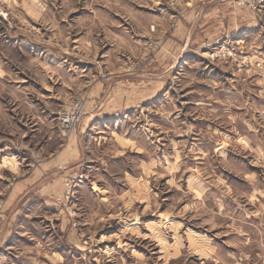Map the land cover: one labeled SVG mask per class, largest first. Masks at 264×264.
Returning <instances> with one entry per match:
<instances>
[{
	"label": "rangeland",
	"instance_id": "obj_1",
	"mask_svg": "<svg viewBox=\"0 0 264 264\" xmlns=\"http://www.w3.org/2000/svg\"><path fill=\"white\" fill-rule=\"evenodd\" d=\"M0 50L5 264H264V0H0Z\"/></svg>",
	"mask_w": 264,
	"mask_h": 264
},
{
	"label": "crops",
	"instance_id": "obj_2",
	"mask_svg": "<svg viewBox=\"0 0 264 264\" xmlns=\"http://www.w3.org/2000/svg\"><path fill=\"white\" fill-rule=\"evenodd\" d=\"M212 3L213 2L209 1L208 3H206V6L212 5ZM214 27L217 28V26H214ZM211 28L212 27H210L209 31H207V32H211V30H212ZM247 28L250 30L249 27H247ZM235 30H238V28H236L235 26H232V29H229L228 31L225 30L224 27H221L219 32L220 33H223V34H226V35H229V34H234L235 33L234 32ZM214 34H219V33H215L214 32ZM2 46L5 48V51L8 50V44L2 45ZM3 52L4 51L0 50V116H4L6 119H8V115H9V108H8L9 107V103H8V97H7V95L9 93V91H10V86H9V81H8V77H9V62H8V55H7V53H5V52L3 53ZM11 91H16L15 92L16 95H19L18 94L19 92L22 93L20 91V89H19V86L12 87ZM158 91H159V89L156 91V93ZM19 102H21L22 104H24L23 97L20 96ZM80 139H82V138H80ZM1 142H2V140H1ZM76 143H77V141H76ZM72 145H74V143H72ZM81 145L82 144H80V146ZM78 147H79V145H78ZM0 148H2V146H0ZM71 148H72V150L75 151L74 147L71 146ZM3 158H4V156H0V165L1 166H2V163L4 162V159ZM54 167L51 166L49 168H45V169L43 168L42 170H40L41 173L35 175V177H33V179L31 181H24L23 183H21L22 185H20L19 192L16 195L17 200L20 197H22V195L23 196H28V198L21 205L22 206V209H20V208L19 209H16V211H18L17 218H20V216H21L20 213H22L23 207H25V206H27L26 209H29V211H31V209L33 207L32 205L34 203L32 205L31 204L28 205V203L30 201H32V202H35L36 201L35 204H37V205H40V203H42L44 206H46L47 209H50V210L53 211L52 207L49 205V203H47V200L46 199L49 196V194H51V192H57V191H59L61 193L62 190H63V187H62L61 182H60L61 176L58 175L57 172H55V168ZM48 180H52V184L46 183ZM38 183H41L40 186H38ZM84 191L85 190L83 189V186H82L79 189V193H80L81 196L84 194ZM16 197H15V200H16ZM36 199H38V200H36ZM17 205H18V201H17ZM48 206H50V208H48ZM10 210L12 211V207H11ZM24 211H23L22 215H23V217L26 220L31 215H30V213H28L26 211L24 212ZM45 212L47 213V211H45ZM44 236L45 235H43V237ZM33 237L36 238L35 236H33ZM37 242L39 243L40 241L37 239ZM2 245H3V243L2 244L0 243V248H1ZM50 248H51L50 246L44 247V250L49 255L55 257L57 255V253L55 251H53V249H50ZM5 257L6 256L0 252V264H5ZM25 259L28 260V261H23L22 264H31V262H32V264H35V261L29 260L30 257H26Z\"/></svg>",
	"mask_w": 264,
	"mask_h": 264
},
{
	"label": "built area",
	"instance_id": "obj_3",
	"mask_svg": "<svg viewBox=\"0 0 264 264\" xmlns=\"http://www.w3.org/2000/svg\"><path fill=\"white\" fill-rule=\"evenodd\" d=\"M70 189H71V187H70Z\"/></svg>",
	"mask_w": 264,
	"mask_h": 264
}]
</instances>
